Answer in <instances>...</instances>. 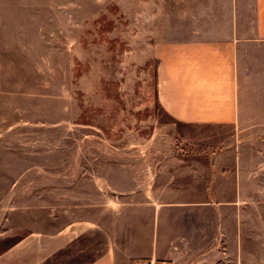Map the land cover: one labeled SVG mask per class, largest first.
Returning <instances> with one entry per match:
<instances>
[{
    "label": "rangeland",
    "instance_id": "rangeland-1",
    "mask_svg": "<svg viewBox=\"0 0 264 264\" xmlns=\"http://www.w3.org/2000/svg\"><path fill=\"white\" fill-rule=\"evenodd\" d=\"M174 2L0 0V253L34 212L19 197L44 201L57 184L93 197L100 186L109 198L117 171L144 175L172 166L193 138L214 143L215 127L182 124L161 104L159 48L177 33L164 28ZM248 201L242 252L224 264H264V176Z\"/></svg>",
    "mask_w": 264,
    "mask_h": 264
},
{
    "label": "crops",
    "instance_id": "crops-1",
    "mask_svg": "<svg viewBox=\"0 0 264 264\" xmlns=\"http://www.w3.org/2000/svg\"><path fill=\"white\" fill-rule=\"evenodd\" d=\"M173 5L161 104L182 124L215 127L214 143L185 138L194 147L172 166L117 171L109 198L57 184L44 201L19 197L34 212L0 264H224L242 252L249 189L264 176V0Z\"/></svg>",
    "mask_w": 264,
    "mask_h": 264
}]
</instances>
